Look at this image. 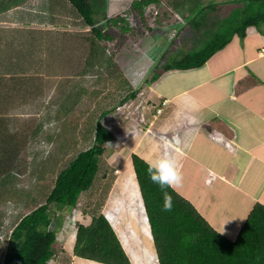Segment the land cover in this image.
<instances>
[{
	"label": "rangeland",
	"instance_id": "374dc122",
	"mask_svg": "<svg viewBox=\"0 0 264 264\" xmlns=\"http://www.w3.org/2000/svg\"><path fill=\"white\" fill-rule=\"evenodd\" d=\"M2 1L4 0H0V5ZM132 1L93 0L99 27L105 32L114 34L113 40H103L102 43L108 44L107 52L113 55L115 66L112 68H115V73L110 74L106 71L101 77L97 76L96 71L91 74L86 73L88 76L84 75L80 78H75L73 75L66 77L53 74L56 69H60L59 73L74 74L75 69L78 68L74 67L77 63H73V59L83 58L79 67L83 66L86 56L84 44L89 43L87 39L89 37L85 34L91 33V28L84 24L79 13L67 14L68 17L61 22L67 27L66 29L43 31L42 27L37 25L44 21L57 23L62 20L60 13L58 17H55L57 8L50 4L60 3L59 10L64 0H38L35 8L41 10L37 14L35 12L24 13L25 10H19L5 16L15 21H23L24 27L9 31L6 35H9L8 40L12 38V41L5 44V47L0 45V132H2L0 133V146L12 150L13 156L12 159L9 157L2 162L3 156L8 155L5 149H0V161L2 162L0 163V256L5 253L8 242L7 233L16 222L35 204L45 201L46 191L54 185L59 171L77 152L93 143V134L91 131L87 132L89 124H93L96 116L99 117L103 107L110 109L118 104L127 93L124 88L127 84H122L124 80L120 78L117 82V76L123 72L124 79L126 77L135 81L138 77H146L149 71L154 70L155 65L152 66L147 63L149 60H144V54L152 42L159 44L166 35L168 39L171 36L176 40L171 45L173 55L184 54L189 50L181 45L183 34L185 38L190 37L196 40L194 44L197 45L191 49L196 50L205 46L206 42L211 39L214 33L212 31L217 28L219 20L225 25L221 28L218 26L221 31L227 32L235 26L237 16L240 15L239 6L247 5L249 11L264 9V0H238L236 4L230 0H222L216 4V9L204 7L211 1L204 0L195 12L198 20L191 17L190 21L194 25L206 21L204 22L206 23L205 32L191 31L190 34L180 35L176 34V24L180 23L182 16L177 19L172 8L168 7V14L171 13L172 17L168 20L167 33V31L163 32L167 28L164 6L160 7L157 4L148 7L145 18H141L132 8ZM190 5L193 7L192 2ZM43 7L46 10H43ZM116 15H123L127 18V23L124 24L132 27L130 32H123L119 26L108 25V18ZM31 19L35 20L36 24ZM190 29V27L187 28V30ZM42 36H45L46 42L45 39H41ZM54 36L56 45L53 51L48 42H52L50 38L53 39ZM45 49H47L46 53H44ZM262 52L264 54L263 49ZM60 60L65 66L56 64ZM162 67L163 64L159 68L162 69ZM10 69L14 72V76L8 79L9 75L6 72ZM96 77L100 78V81ZM4 81L8 84V89H4ZM77 83L81 87L84 83L85 88L78 89ZM134 84L138 86V82ZM89 90H91L92 98ZM148 100L147 98V104L152 105ZM131 108L120 114L115 109L110 112L108 117L111 121L108 127L114 129L115 138L118 140L106 144V151L100 157V169L95 182L92 187L81 193L76 207L57 211L53 228L57 226V220L62 222V226L56 245L57 254L51 264H70L71 257L67 253L71 252L74 244V232H76L78 223L90 219L94 214L102 213L104 205L106 211L110 206L112 209H120L118 212L121 219L118 225L119 233L122 227L132 228V232L135 228H139L135 223L136 208L143 198L140 194L134 165L129 170L130 176H127V173L123 174L121 182H119L120 172L116 171L122 168L121 162L125 158L132 159V153H143L142 143L135 140L142 134L145 136L150 134L152 124L148 121L146 108L139 109L136 105ZM7 152L9 154V151ZM122 218L124 223H122ZM67 230L72 232L68 235ZM64 236L68 241L64 238V240L60 239ZM146 236L149 237L145 233L136 238L133 236L126 238L132 242L131 253L134 264H141L146 259L147 247H152V242L147 241ZM149 238L152 239L151 235ZM84 262L93 264L89 260Z\"/></svg>",
	"mask_w": 264,
	"mask_h": 264
},
{
	"label": "crops",
	"instance_id": "0c3cea01",
	"mask_svg": "<svg viewBox=\"0 0 264 264\" xmlns=\"http://www.w3.org/2000/svg\"><path fill=\"white\" fill-rule=\"evenodd\" d=\"M37 1H2L0 5V45L2 47L12 41V38L8 40L9 35H6L9 31L23 29L24 27L23 21H15L5 16L19 10H25L24 13L35 12L37 14L41 10L35 8ZM64 1L59 10L60 3L50 4L57 8L55 17H58V13H60L63 19L57 21V23L44 20V22L37 23L43 31L57 28L66 29L67 27L62 25L61 22L68 17V13L74 15L78 13L71 2ZM177 1L155 0L148 6L152 7L157 4L160 7L164 6L163 12L165 11L164 18L167 28L163 32L167 31L168 33V20L172 17L171 13L168 14V7L172 8L175 16L177 15V19L182 16V22L180 20V23L177 22L176 24V34H190L191 31L205 32L206 23L204 22L206 21H202L198 26L197 23L194 25L190 21V18L204 0H194L193 4H197L195 10H190L189 5L186 4V2L193 0H180L184 1L182 7L185 6L180 10L176 7ZM161 3L162 5H160ZM43 10H46L45 7H43ZM105 11L108 12V9L105 8ZM31 20L36 24L35 20ZM222 23L219 20L216 25L217 28L212 32H218L220 30L218 26L221 28ZM188 27L191 29L187 30ZM85 35H88L89 38L92 37L90 36L91 33ZM41 39L47 41L45 36H42ZM165 39H167L166 42ZM172 39L171 36L168 39L166 35L164 40L161 41L162 43L152 42L146 54H144L146 58L144 60H149L147 63L153 66L160 62L166 64V61L170 59V55L173 58L182 56V54L173 55L174 53L168 56V44ZM50 40H52V42H48L50 49L53 48L54 51L55 36ZM90 41L88 45L84 44L86 56L83 66L79 67L83 58L73 59V63H77V66L73 64L71 66L78 68L75 69L74 74L59 73L60 69H56L53 74L66 77L73 75L75 78H80L93 73L90 71L86 74L84 71L90 63ZM195 41L190 37L185 38L183 34L181 45L191 50L197 45L194 44ZM263 48L264 24L249 26L245 37H241L238 33L234 34L224 47L215 52L200 67L168 71L160 77L159 81L151 85L145 81L152 75L153 70L149 71L146 77H138L136 79L138 86L135 85L140 88L138 96L135 99L128 100V102L118 104L121 108L118 109L117 107L116 109L120 114L128 111L134 105L139 109L146 108L145 112L149 116L148 121L152 124V129H150V134L147 136L142 134L141 137L135 140H139L143 147V153H135L143 156L147 161L154 159L165 150L174 155L179 162L183 177V184L175 188L190 199L213 226L232 239L236 238L254 206L257 203L264 205ZM38 52L40 53V50ZM46 52L47 49L44 50V53ZM109 63L114 65L113 62ZM56 64L65 66L61 60ZM10 70L6 72L9 75L8 79L14 76V72ZM108 72L111 73V70ZM6 84L4 81V89H8V84ZM76 86L81 90L85 88L84 83L83 87L79 86L78 83ZM89 91L91 97V90ZM95 93L99 95L98 92ZM147 98L152 105L147 104ZM163 101H166L165 105L162 104ZM158 106H163L164 109L162 112L157 111L156 113V107ZM106 109L103 107L102 112ZM102 112L99 114L100 117H102ZM108 113L102 118L106 124L111 121ZM121 165L122 168L117 171L120 172L119 182H121L123 174L127 173V176H130L129 170L133 166L132 159L125 158ZM136 202L139 203V201ZM102 207V213L115 228L131 263L134 264L131 253L132 242L126 238L130 236L136 238L146 233L149 237L150 235L152 237L150 239L146 236V240L152 242V247H147L146 259L141 264H159L151 226L146 209H144V200L136 208L137 220L135 223L139 227L135 228L136 232L134 230L132 232V228L122 227L121 233H119L118 225L121 219L118 212L120 209H112L110 206L106 211L104 209L105 205ZM92 216L90 219H85V222L81 221L90 223ZM122 223H124L123 218ZM63 238L65 239V236L60 239L64 240ZM73 248L74 244L71 252L67 253L71 257L70 264H85L84 261L86 260L92 261L93 264H106L76 256Z\"/></svg>",
	"mask_w": 264,
	"mask_h": 264
},
{
	"label": "trees",
	"instance_id": "16d2710c",
	"mask_svg": "<svg viewBox=\"0 0 264 264\" xmlns=\"http://www.w3.org/2000/svg\"><path fill=\"white\" fill-rule=\"evenodd\" d=\"M154 1L133 0L131 6L141 18H145L147 7ZM70 2L78 11L84 24L91 27L92 37L87 38L91 40L90 63L84 71L86 73L96 71L98 77L110 70V74H114L115 68L112 67L115 65L109 63H114L113 55L107 52L108 44L102 43L103 40H113L114 34L105 32L99 27L93 0H70ZM183 2L177 1V9L185 7H182ZM191 2L193 3L194 0ZM220 2L222 0H211L204 7L216 9V4ZM230 2L239 1L230 0ZM190 4L188 8L195 10L197 4H193V7ZM242 6H239L241 10H239L240 15L237 16L235 26L227 32L220 30L214 33L206 45L199 49L189 50L182 56L173 58L170 55L171 45L176 42L173 38L168 44L169 61H166V64L162 62L156 64L152 75L145 82L150 85L154 84L164 73L171 70L200 67L215 52L224 47L234 34L238 33L241 37H245L249 26L264 24V9L249 11L247 5ZM192 17L198 20L195 13ZM108 23L110 26H119L123 32H130L132 29L124 24L127 23V18L123 15L108 18ZM200 23L202 21L196 25ZM162 64L163 67L160 69ZM123 76L122 72L117 76L116 81L118 82V78L124 80L122 84H127L124 87L127 93L118 104L135 99L140 91L139 87H135L136 80L126 77L124 79ZM98 77L96 79L100 81ZM118 104L104 110L102 117L98 115L99 117H96L93 124H89L87 132L91 131L93 134V143L74 155L69 163L59 171L54 185L46 191L45 201L35 204L7 233L8 242L4 255L0 256V264H48L56 256L57 236L62 226V222L57 220L58 224L53 228L57 218L56 213L65 208L76 207L81 193L94 184L100 169V157L106 151V144L115 139L114 129L108 127L102 118L107 115L106 113L110 114L112 110H116ZM0 149H5L8 155L3 156L2 162L9 157L13 158L12 150L2 146ZM132 162L160 264H264L263 204L257 203L254 206L238 235L232 239L213 226L196 205L176 188L162 190L152 183L147 174V160L143 156L132 153ZM165 194L172 199L170 211L164 210ZM73 252L76 256L101 263L132 264L113 225L103 213L94 214L90 223H78Z\"/></svg>",
	"mask_w": 264,
	"mask_h": 264
},
{
	"label": "clouds",
	"instance_id": "9594fccd",
	"mask_svg": "<svg viewBox=\"0 0 264 264\" xmlns=\"http://www.w3.org/2000/svg\"><path fill=\"white\" fill-rule=\"evenodd\" d=\"M158 107H156V113ZM142 115L144 117V114ZM146 163H147V174L150 180L152 181V183L156 184L162 190L166 188L174 189L175 187L182 184L183 177L180 171L179 162L176 159V157L172 155L169 151L167 150L162 151L154 159L147 161ZM171 209H172V199L169 195L165 194L164 210L170 211ZM67 232L68 230L66 231V233ZM71 232L68 233L70 234ZM58 234H60V232ZM74 234L76 235V232H74ZM57 237L59 238V236ZM52 260H54V258L51 259L49 262H51ZM158 262L160 264L159 258H158Z\"/></svg>",
	"mask_w": 264,
	"mask_h": 264
},
{
	"label": "built area",
	"instance_id": "2783aa9c",
	"mask_svg": "<svg viewBox=\"0 0 264 264\" xmlns=\"http://www.w3.org/2000/svg\"><path fill=\"white\" fill-rule=\"evenodd\" d=\"M263 51H264V48H263ZM162 104L165 105V104H166V101H163ZM120 108H121V106L119 105V106H118V109H120ZM163 109H164L163 106H159V107L157 108V111H158V112H162ZM116 140H118V139L115 138V139L109 141L108 143H114V142H116ZM119 143H120V141H119ZM118 170H119V169H118ZM118 170H117V171H118ZM3 235H5V234H3ZM49 264H51V262H49Z\"/></svg>",
	"mask_w": 264,
	"mask_h": 264
},
{
	"label": "bare ground",
	"instance_id": "6f19581e",
	"mask_svg": "<svg viewBox=\"0 0 264 264\" xmlns=\"http://www.w3.org/2000/svg\"><path fill=\"white\" fill-rule=\"evenodd\" d=\"M117 172V171H116Z\"/></svg>",
	"mask_w": 264,
	"mask_h": 264
}]
</instances>
